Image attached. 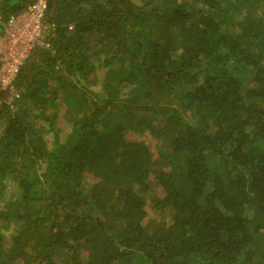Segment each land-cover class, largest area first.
<instances>
[{"label": "trees", "instance_id": "obj_1", "mask_svg": "<svg viewBox=\"0 0 264 264\" xmlns=\"http://www.w3.org/2000/svg\"><path fill=\"white\" fill-rule=\"evenodd\" d=\"M44 20L0 108V264H264V0Z\"/></svg>", "mask_w": 264, "mask_h": 264}, {"label": "built area", "instance_id": "obj_2", "mask_svg": "<svg viewBox=\"0 0 264 264\" xmlns=\"http://www.w3.org/2000/svg\"><path fill=\"white\" fill-rule=\"evenodd\" d=\"M47 1L33 0L3 23L0 34V108L3 103L13 108L19 94L14 91L12 83L31 52L37 47L49 46L44 40L48 32L44 23Z\"/></svg>", "mask_w": 264, "mask_h": 264}]
</instances>
